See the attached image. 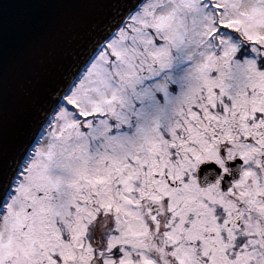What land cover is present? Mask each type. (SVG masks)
<instances>
[{
	"label": "snow or ice",
	"instance_id": "1",
	"mask_svg": "<svg viewBox=\"0 0 264 264\" xmlns=\"http://www.w3.org/2000/svg\"><path fill=\"white\" fill-rule=\"evenodd\" d=\"M40 2L0 0V264H264V0Z\"/></svg>",
	"mask_w": 264,
	"mask_h": 264
},
{
	"label": "water",
	"instance_id": "2",
	"mask_svg": "<svg viewBox=\"0 0 264 264\" xmlns=\"http://www.w3.org/2000/svg\"><path fill=\"white\" fill-rule=\"evenodd\" d=\"M34 10L43 16L55 15L59 11H61V9L57 5L52 3L51 0H41V2L35 6ZM4 49L6 52L7 61L11 62L17 52L16 41L11 32L8 33L4 41Z\"/></svg>",
	"mask_w": 264,
	"mask_h": 264
}]
</instances>
